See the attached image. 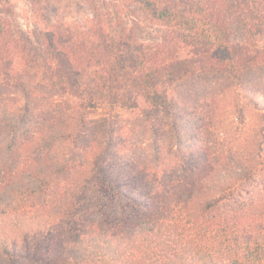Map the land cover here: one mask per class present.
Wrapping results in <instances>:
<instances>
[{"label":"trees","instance_id":"1","mask_svg":"<svg viewBox=\"0 0 264 264\" xmlns=\"http://www.w3.org/2000/svg\"><path fill=\"white\" fill-rule=\"evenodd\" d=\"M7 1L0 264H264V0Z\"/></svg>","mask_w":264,"mask_h":264},{"label":"rangeland","instance_id":"2","mask_svg":"<svg viewBox=\"0 0 264 264\" xmlns=\"http://www.w3.org/2000/svg\"><path fill=\"white\" fill-rule=\"evenodd\" d=\"M4 4L2 14L5 17H10L15 21V25L24 32L29 31L34 25L32 21V8L29 0H8ZM43 9V17L46 20H53L56 11L59 16L71 14L75 19L82 20L88 15V12L79 0H40ZM139 38L142 41L153 42L157 40V33L147 29L139 30ZM242 34L237 29L233 31V39L235 41L242 40ZM260 41L264 42V38L260 37ZM264 46V43H261Z\"/></svg>","mask_w":264,"mask_h":264}]
</instances>
